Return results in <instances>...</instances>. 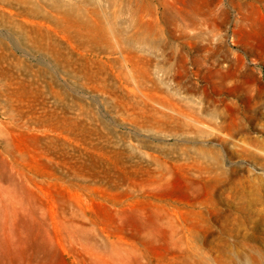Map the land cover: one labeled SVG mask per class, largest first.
I'll return each instance as SVG.
<instances>
[{
  "label": "rangeland",
  "instance_id": "obj_1",
  "mask_svg": "<svg viewBox=\"0 0 264 264\" xmlns=\"http://www.w3.org/2000/svg\"><path fill=\"white\" fill-rule=\"evenodd\" d=\"M0 264H264V0H0Z\"/></svg>",
  "mask_w": 264,
  "mask_h": 264
}]
</instances>
